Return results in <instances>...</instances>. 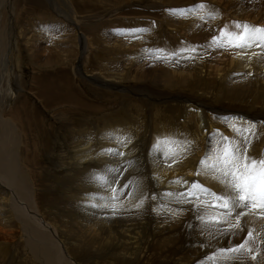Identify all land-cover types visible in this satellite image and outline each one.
Segmentation results:
<instances>
[{
	"label": "rangeland",
	"instance_id": "rangeland-1",
	"mask_svg": "<svg viewBox=\"0 0 264 264\" xmlns=\"http://www.w3.org/2000/svg\"><path fill=\"white\" fill-rule=\"evenodd\" d=\"M14 1H20L21 3H18L17 6H14L12 3L9 4L5 2L4 5L6 7L10 6L11 9L18 8L17 18L13 17L15 16V14L11 11L10 8L6 10L1 9L2 12L0 13V37L3 38L5 36L3 38L4 40L1 44V50H0L1 51L0 52V65L1 67H5V69L3 68L0 70L6 71V69L10 67L8 71V74H9L8 76H9V80L11 84L10 86L11 87L13 86L12 89L15 93L9 96L12 99L11 104L9 103V105H13L14 103L13 101L15 100V98L17 97V95L23 88L22 82H24L26 88H23L22 98L25 97L24 98L25 100H28L26 99L27 97L30 98L29 103L33 104L32 106L36 108L41 118V121H42V125H40L39 123V126H37L36 128L37 131H40V136L37 138V140L32 139V141L28 142L29 143L27 147L28 153H26L28 159H27V162L23 165L28 167V169L30 168L34 172L35 178L39 180V182L35 181V187L38 192L37 202L39 205V209L47 213L48 215L46 219L52 222L53 224H55L59 228V233L61 235H64L62 241L64 240L66 241L67 239L69 244L70 243L74 244V248L72 249L73 250L72 252H67L64 248L63 249L65 250V252L60 248H58V252L63 256L67 264H71L72 261L67 259L66 254L71 255L72 257H74V259H77L79 257V263L85 264L87 262L86 259L94 258L99 255L102 256V254L106 252V249H103V248H101V250L99 251L100 249L99 244H98L99 246L98 245L97 246L95 245V247L93 246L95 241L99 240L97 236H96L97 238H95V231H97V229H94V228H97V226L95 227L93 226L95 223L96 224L100 223L99 222L100 218H96L94 221L91 222L88 216L85 214V211H83L84 210L83 206L81 205L72 206V201H70L71 203H68V200L64 196L61 195L62 193L60 191L58 192V190L54 187L55 185L54 183L56 182V180H54V173L61 168H67V165L69 166V168H71L73 164H76L78 162V159L71 158L69 157V153H65V156H66L65 161L63 163H59L55 167L54 165L55 161L52 160L54 159V156H53V153L51 152L53 150H50V147L48 145L53 144L56 146L58 144L59 147L61 145L63 146L67 144L75 145L80 140V138L78 137V132L80 130H86L88 132L89 140L94 139V137L96 138V136L93 134H96V131H97L95 128L97 129L100 128L101 132H103L106 128L110 127L108 123L113 121L114 126H112V128H114L115 130L114 132L116 134L117 140L120 136V132L125 133V130L128 128L127 130L129 131L132 130V131L131 132L127 131L128 136L127 134H124L126 135L125 137H129L130 135L129 133L138 134L137 136L136 135L134 136V134L130 135L131 137L134 136L132 139L134 141V144H139L138 146L140 149L148 150V147H149L148 143L152 139L151 132H153V128L155 127L156 122L160 120V118H164V119L158 122H163V124L165 125L168 124V122L166 123L165 120L169 118L173 120L170 123H173V124L178 123L179 128L175 127L174 131L178 130L177 133H181L180 131V127H181L180 121L181 120L180 119H182V117L181 115L180 117L178 116L180 112V109H179L180 107L181 108L184 107L185 109L190 110V112L193 111L194 108L198 109V111L196 109L194 112H196L198 116L197 121H198V125H201L200 128H203V126L206 125V122H203L204 119L202 118L204 115V109H203L204 106H205V109H207L208 114H213L211 109H213V107L216 106L217 104H220L221 102H222L221 104H223L224 102V105H226L225 104L226 101L224 100H227V101L229 100L227 103H232L234 106H243L246 108H249V107L253 108L254 106H258L259 108L262 107L261 101L263 99L259 98L258 101L255 102L256 103L255 104L252 97L256 96V93L253 92V90L251 89H250L251 91H247L246 89L248 88L247 87L245 88V82H241L240 83L241 86L239 85V83L232 84L233 79H230V78L233 76L230 73L231 72L229 68L230 61H228V58L230 60V57L234 56V52L236 49L228 47V46L218 47V46L212 45L211 41H212L213 36L219 35V29L223 28L226 24L232 25V22L234 21H237V22L243 21L241 17L237 16L239 14L244 15L246 12H249L253 16L256 15L257 18L255 21H257V19L261 16V14L264 13V0H209L210 2L209 5L206 4V1L204 0H199L200 2L198 0H171L172 2L170 1L166 2L164 0L163 1L162 0H153V1L152 0H81L80 3H79V0H66L71 4V6L72 4L74 5L73 8L75 9V11L72 10L71 6H69V4L66 1L61 0L62 1L61 2L60 0H55V1L53 0L54 5L58 4L56 7L57 8L59 7V9H61L62 6L63 8H65L64 5L66 4L70 7L69 10L71 11L72 14L70 16L69 14L65 16L67 18H64L63 22H62V18H60L59 20V17H57L58 15L54 14L53 9L50 7L52 0H14ZM2 3H3V0L0 1V8L2 6ZM203 3L208 6V8L205 11L195 9L194 11L188 13L182 19L178 17L177 15L174 16L170 14L168 11H166L167 9H190V8H194V6L196 5L203 4ZM223 8L226 9L227 11H232V13H235L236 16L235 14L234 16L236 18L229 17L230 15L228 16L227 11L224 10ZM206 11H215V13L218 11L219 13H216V19L214 20L207 19V20L202 21L200 19V16L205 15ZM30 13L34 15H30ZM36 13L39 16L37 15V17H35ZM48 14L52 16L54 14L53 17L55 19L53 18L52 20L49 21ZM227 17H229L228 18L229 21H227L228 20ZM176 19H177V23L174 27L178 26L176 28H179V29H177L176 33H174L175 31L174 28L168 27L169 26L168 24H174V22H176L175 21ZM170 20L172 21L174 20V22L172 21L170 22ZM30 22L34 23L33 27L27 26V23H30ZM60 22H62L63 24ZM261 23L262 25H264V22H261ZM11 25L16 26V27L14 26L15 34L13 33L14 36L12 35V37L14 38V39L12 38V40L14 41L11 40L12 43H9L7 46H5L7 40L10 37L9 35L10 31L8 29L10 28ZM34 26H36L35 32L37 31V29H40V28L47 30L49 37L50 38L54 37V44L57 46L56 49L58 50L54 48L55 49L54 50L55 53H54V51H52L53 50L52 45L47 43L45 39L40 38L38 36V33H29L27 36L29 37V44L33 51L30 54H32V57H34L33 59L31 57V59L33 60L32 61L30 59L29 52L25 51L23 44H21V40L19 39L17 33L19 32L20 27L21 29L23 27V29L22 30L20 29V31H27L28 29H30L28 30V32H30L31 30H34ZM65 28H67L69 31H64ZM15 30H17L18 32H15ZM59 33L63 35L60 36ZM81 35H82V38H81ZM83 35L85 38H83ZM159 35L163 38H161ZM6 36L8 37V39ZM90 36H93L92 37V39L94 38L93 41L90 38ZM34 38H35V41H34ZM37 38L38 39L40 38V39L37 40ZM84 39H86V41ZM43 40L46 43H44ZM70 40L71 41L73 40V42H71ZM34 44H35V49H33ZM76 44L78 45V47ZM163 44L166 47L165 46L163 47ZM188 45L189 47H187ZM44 47H46L45 48L46 50L44 49ZM11 48H13L14 52L11 50ZM48 48L50 49L48 50ZM59 48H62L65 51L61 52ZM184 48L189 53L184 52L185 50ZM84 49L86 50L84 51ZM94 49L96 53L93 52ZM189 49L194 50V51H192L191 53ZM231 49L233 50L231 51ZM87 50H88V53H86ZM35 51H38V52H35ZM49 51L53 52L52 53L53 57L56 56L55 58H53V59H56V63H53L52 67H44L43 65L38 66L42 64L45 59L48 58ZM136 51H138V53ZM181 51L183 53H181ZM10 52H12V55L10 54ZM34 52L35 54H37L38 58L34 55ZM132 52L133 53L136 52V53L133 54ZM58 54L63 55V56H59ZM143 55L144 56L146 55V56L144 57ZM129 56H130V59L132 58L131 61L128 58ZM35 57L37 58V60ZM140 57H141V60H139ZM155 57H158V58H155ZM180 57L183 58V59L181 58L182 62H180L181 60ZM194 58H196L199 64L201 63L202 65L201 64L199 65L197 60ZM7 59H9V61L7 63H4L6 62ZM62 59H65V61H63ZM136 59H138L139 61ZM200 59L204 60L205 63L201 61ZM61 60L63 61V63ZM195 60L197 63H195ZM31 61L34 63L37 61V66H33L31 64L32 63ZM86 61H88V63ZM136 61L139 62L140 64L137 63ZM141 61L143 64L141 63ZM224 62H225V65H224ZM221 64L222 66H220ZM137 66H139L138 67L139 70H136ZM13 67L15 69H13ZM144 67L145 69H143ZM200 67H203V69ZM210 67H215L214 69L219 68V71L214 70V69L210 71L209 69ZM220 69H222L224 72ZM171 70L172 72H170ZM37 71L39 72V74L41 72H42L41 74H46V73L50 74L49 78L51 79L49 81V84L52 87L61 85L60 88H57L56 90L57 93H64L66 91L70 92L71 96L73 97H70L71 100L67 99L69 103L64 98H63L64 99L63 102H61L62 99L56 102L51 101L50 103H48L49 108L51 110L48 111L42 107L43 104L41 105V103L38 102L37 98L35 99L36 96L31 97L29 95L31 93L28 91L29 84L31 83L30 82L31 77L33 78L35 76L34 72L37 73ZM210 72L212 73L210 74ZM251 73L249 72L248 74H250L251 76ZM224 76H227V77H224ZM226 78H227V81H226ZM214 80H216L217 82ZM18 81L21 82V84L19 83V86L17 84ZM226 84H228L229 86L227 85L226 87ZM219 85L223 88L221 87L219 88L218 87ZM14 86L16 87L17 90L19 88V90L17 91ZM219 89L220 91H218ZM204 92H208V93H204ZM214 95L215 96L217 95L218 97L216 96L215 98ZM235 98L238 100L235 101L234 100ZM185 100H187V102H184ZM189 104L191 107H187ZM94 105H96L95 108H93ZM206 106L208 108H206ZM254 108L252 110H254ZM54 109L57 111H55ZM121 111L124 113L122 114L125 115L124 119H121L119 117V113ZM52 112L54 116L52 115ZM64 120L66 122H63ZM19 123H20L19 121L18 122L11 121L9 124L12 125L13 127L15 126L17 135H19L18 138L21 144H23L22 149L20 148V152L24 153L26 145H27L25 141H27L28 136H26L23 127H21ZM64 127L69 129V131L65 129ZM84 127H86V129ZM138 127H139V130L137 129ZM109 129L113 131L111 128ZM48 130H50V132L53 133L52 135L50 134L48 135L49 138L46 137V133L48 132ZM73 131H76V135H75V132ZM18 132L20 134H18ZM64 132H65V135L63 134ZM70 133L73 134L72 137L73 138L75 137V140L71 138ZM177 133L174 132V134L176 135ZM205 135L206 133L204 134V137L201 136L202 139H200L196 144H194V146L190 145V148L188 149L187 157H189L188 160L193 166L196 164L198 160L194 156V153H204V151H206L204 148L205 143H203L207 141V137ZM9 136H10V133H9ZM179 137H181V134L180 136L179 134L177 135L176 137L177 140ZM129 138L127 139L128 141H129ZM57 139L60 141H58ZM62 139H64V141H67V143L66 142L63 143ZM259 139L260 138H258L256 141L258 144V145H255L256 150H259V148L262 149L264 145V141H262V139H260L259 141ZM70 140L72 142H70ZM220 140L222 141V139ZM178 141L182 142L180 138ZM90 142L94 143L92 141ZM32 143L33 145L29 146ZM259 143L260 144L262 143V144L260 145ZM55 146H53L55 148L53 152L56 155L62 156L63 155L62 153H64L63 151L64 149L62 147H60L61 149L60 148L58 149ZM196 147L197 149H195ZM107 148L108 146L105 148L103 146L100 147V149H103L101 151H104V149L106 150ZM113 150H116V149H113ZM143 150L141 151L143 152ZM248 151L249 150H247V153H249ZM105 152L106 151L103 152L104 154L99 153V155L98 153H93V155L102 156V155H105ZM21 153L17 154L18 158L21 157ZM257 153L255 157L259 158L260 155ZM39 154L41 156L40 159H39ZM106 156L108 159H110V157L113 156L111 157L110 161H116L119 158L118 154L109 155L107 152H106L105 158ZM106 163L107 161H103L101 159L95 158L89 164V166L86 167V174L92 178L93 166L95 164H98V168L101 173L100 176L106 175L111 179V181L120 175L121 177H124L126 175L127 173L126 170H118L115 172H109V169H115V170L117 169L115 168V166L113 165L108 166L107 165L108 163L107 164ZM49 168L52 169L53 171L48 172ZM140 169L141 167L139 168V170ZM32 171H31V174H33ZM81 172H82V169H77L72 173V176L78 180V184L69 185V187L66 188L65 194L68 196L70 194L76 193L77 192L76 190L87 189L88 190L87 196H93V197L97 196V197H101L102 199L104 198L105 200V196H106V194L104 193L105 186L96 184L95 182H93L92 179L86 182L83 187L79 185V177H80ZM31 181L33 183V177H31ZM37 184H39L40 186ZM43 185H46V186H43ZM32 189H34L33 186H32ZM40 193L44 195H41ZM81 208L83 210H80ZM108 212L109 214H111V216H114V214H116V211L113 212L112 210H109ZM78 214H81V215L78 216ZM70 216H73V218ZM77 216H78V219L82 217L79 220L80 222L82 221L81 223H78L79 222L78 219L75 218ZM71 219H74V222ZM85 219H88V220L86 221ZM82 223L84 224L82 225ZM85 223L88 225H85ZM84 226L86 228L88 227L87 230L86 228H84ZM82 227L84 229H82ZM5 229L10 230L8 228H5ZM17 229L18 228H15L13 234L10 236L11 243L8 244V249H10L9 250L10 257H12L15 264H19V262L25 263V264H40L34 261L27 254L24 248V242H25L24 235L25 234L23 232L21 233L19 229L18 230ZM63 229H64V232L61 231ZM200 231H201V233L199 234L200 238L206 236L205 230H200ZM74 233H77V234H74ZM195 234L196 233L193 232L191 233L190 236L193 237L195 236ZM80 235H82L81 238H79ZM76 239H77V242L75 241ZM161 242L162 241L157 242L156 245H154L153 249L148 251V254H151L149 256H151L153 263H155L156 261L154 256L159 260H162V261L164 260L165 264H177V262H174V263L172 262L174 260H181L182 263L187 261V263L185 262L186 264H191V261L193 262L195 260L201 261L203 259L202 251L201 253L199 252L196 254H195L194 249L190 250L189 248H187L186 250L181 251L180 246L176 244L175 241H173V243L168 242L166 244L163 242L161 243ZM77 245L80 247H78ZM105 245L108 246V249L112 250L110 244L108 245L105 244ZM57 246L59 247L58 244ZM84 247H86V249L88 248V250H86ZM94 249H96L97 251ZM192 250L194 251L191 252ZM13 251L15 252V254ZM11 253L14 254V257L13 255H11ZM173 254L174 255L176 254L179 256H176V255L174 256ZM119 257L120 259L119 258L118 259L122 260L123 258L122 255H119ZM89 260H88V264H95V260H92V259L90 261ZM130 260L131 259H128L127 261L123 260L121 262H124L123 264H130L133 261V259L132 261ZM168 260H169V263H166L168 262ZM208 261L209 260H207L206 262H203L202 264H212V263H209L210 261L209 262ZM222 261H224V259L221 261H218L216 264H222L221 263ZM103 262H100L98 264H110V262H105V261ZM193 262L192 264H195L197 261H195V263ZM131 264H135L134 261ZM149 264L151 263L149 262Z\"/></svg>",
	"mask_w": 264,
	"mask_h": 264
},
{
	"label": "bare ground",
	"instance_id": "bare-ground-1",
	"mask_svg": "<svg viewBox=\"0 0 264 264\" xmlns=\"http://www.w3.org/2000/svg\"><path fill=\"white\" fill-rule=\"evenodd\" d=\"M54 1L52 0L50 7L53 9L54 14L58 15L57 17H59V20H60V18H62V22H63V19L67 18L65 16H67L68 14L70 16L72 14L71 11L69 10V8H70L69 6H71V4L68 1L64 0L69 4V6L66 4V5H64L65 8H63V6H62L63 9L62 8L59 9V7L58 8L56 7L58 4L54 5V3H53ZM164 1L172 2L171 0H164ZM204 1H206V4H208V5L210 4L209 0H204ZM5 2H7L9 4L12 3L14 6H17L18 3H21L20 1H14V0H5L4 1L3 0L2 6L0 8V13L2 12L1 9H3V10H6L8 8L11 9L10 6L6 7L4 5ZM66 2H64V3H66ZM80 2H81V0H79V3ZM173 5H175V4H173ZM212 5H213V3H212ZM73 7H74V5L72 4L71 8L73 11H75V9ZM214 8H216V7H214ZM17 9L18 8H15V9L12 8L11 9V11L15 14V16H13V17H16V18H17V13H18ZM224 10H226V9H224ZM197 12H195V13H197ZM234 12H236V11H234ZM216 13H219V12L217 11ZM248 13L249 12H246L244 15L239 14L237 16L241 17V19L243 20V21H241L242 23H247L250 25L259 26L261 28H264V25H262V23H261V22H264V13L261 14V16L257 19V21H255L257 18L256 15L253 16L252 14H250V13L248 14ZM54 14H53V16H54ZM227 14H228V16L230 15L229 17H235L236 16V14L232 13V11H227ZM234 14H235V16H234ZM27 15H29V14H27ZM30 15H34V14L30 13ZM37 15L38 14L36 13L35 17H37ZM53 16L48 14V20L49 21L52 20L54 18ZM229 17H227V19ZM171 21L172 20H170V22ZM175 21L176 22H174V20L172 21V22H174V24H168L169 23V21H168L167 24L169 26L166 25L170 28H174V30H175L174 33H176L177 29H179V28H176L178 26L174 27L177 23V19ZM227 21H229V19ZM14 22H16V21H14ZM62 22H60V23H62ZM67 22H68V20H67ZM33 24H34L33 22H30V23H27V26L33 27ZM54 24H52V25H54ZM56 24H58V23H56ZM68 24H69V22H68ZM65 25H66V23H65ZM1 26H2V24H1ZM14 26L11 25L10 28L8 29L10 31V34H9L10 37L8 39V37L6 36L8 40H7L5 46H7L9 43H12L11 40L13 38L12 35L14 33ZM229 26H231V25L229 24ZM35 27L36 26H34V30H31L30 32H28V30H30V29H28L27 31H20L21 27L19 28V32L17 30H15V32H18L17 33L18 37L21 40V44H23L25 51L29 52L30 59L32 57V54H30V53H32L33 51H32L31 46L29 44V37L27 36L29 33H38V36L40 38L45 39L47 41V43L52 45V49H53V50L51 49L52 51H54L57 48V46L54 44V37L50 38L48 33H47V30L40 28V29H37V31L35 32ZM53 27H51V28H53ZM22 29H23V27H22ZM60 29H62V28H60ZM54 30H56V29H54ZM9 31H7V32H9ZM64 31H69V30L67 28H65ZM61 33H63V32H61ZM59 35L62 36L63 34L61 35L59 33ZM92 37L93 36H90L91 39H92ZM3 38L0 37V50H1V44L4 40ZM81 38H82V35H81ZM83 38H85L84 35H83ZM86 38H87V36H86ZM97 38H95V39H97ZM161 38H163V37H161ZM39 39L37 38V40H39ZM88 39H89V37H88ZM93 39H92V41H93ZM59 40H61V39H59ZM84 40L86 41V39H84ZM12 41H14V40H12ZM34 41H35V38H34ZM71 42H73V40ZM179 42H180V40H179ZM14 43H16V42H14ZM44 43H46V42L44 41ZM163 43H165V42H163ZM92 44H93V42H92ZM152 44H154V43H152ZM164 46L165 45L163 44V47ZM15 47H16V45H15ZM77 47H78V45H77ZM187 47H189V45ZM45 48L46 47H44V49ZM68 48H70V47H68ZM177 48H179V47H177ZM33 49H35V44L33 45ZM49 49L50 48H48V50ZM75 49H76V47H75ZM97 49H99V48H97ZM11 50L13 51V48H11ZM56 50H58V49H56ZM59 50L61 52L65 51L62 48H59ZM82 50H83V48H82ZM85 50L86 49H84V51ZM176 50H178V49H176ZM232 50L233 49H231V51ZM190 51L192 53V51H194V50H190ZM35 52H38V51H35ZM35 52H34V55L37 57V54H35ZM49 52H48V54H49L48 58L45 59L43 61V63L38 65V66L43 65L44 67H52L53 63H56V59H53L56 56L54 55L55 57H53L52 56L53 52H51V51H49ZM93 52H95V49ZM136 52L138 53V51H136ZM136 52H134V53L132 52V53L135 54ZM167 52H169V51H167ZM184 52H187V50L185 49ZM54 53H55V51H54ZM86 53H88V50ZM132 53H131V55H132ZM181 53H183V52L181 51ZM187 53H189V52H187ZM10 54L12 55V52H10ZM59 56H63V55H59ZM201 56H203V55H201ZM134 57H136V56H134ZM193 57H194V55H193ZM33 58L34 57H32V59ZM37 58H36V60H37ZM128 58L130 59V56ZM138 58H139V56H138ZM155 58H158V57H155ZM155 58H153V59H155ZM181 58L182 57H180V59ZM197 58H199V57H197ZM11 59H12V57H11ZM131 59H130V61H131ZM182 59L180 60V62H182ZM194 59H196V58H194ZM62 60L65 61V59H62ZM136 60H138V59H136ZM139 60H141V57ZM190 60H192V59H190ZM196 60H195V63L198 62V60H197V62H196ZM8 61H9V59H7L6 62H4V63H7ZM63 61H62V63H63ZM123 61H125V60H123ZM168 61H170V60H168ZM201 61L204 62V60H201ZM228 61H230V67L229 68L231 71L230 73L233 76L230 78V79H233L232 84L239 83V85H240L241 82H245V88L247 87L249 89V90L248 89H246V90L247 91L253 90V92L256 93V96L252 97L254 103L257 102L259 98L263 99L261 101L262 107L259 108L258 106H254L256 104L255 103L253 105L255 108L253 107L254 110H252L253 109L252 107L246 108L243 106H234L232 103H227L229 100L228 101L224 100V101H226V103H225L226 105H224V102H223V104H221L222 103L221 102L220 104H217L216 106H214L213 109H211L213 114H208L207 109H205V106H204V108H203L204 109V115L202 118L204 119L203 122H206V125H204L203 128H200L201 125H198V121H197L198 116H197L196 112H194L197 108L196 109L194 108V110L190 112V110H187L184 107L183 108L180 107L179 108L180 112H179L178 116L180 117V115H181V117H182V119H180L181 120L180 121L181 122V127H180L181 133H177L178 130L174 131L175 127L179 128L178 123H176V124L170 123L173 120L169 118V119L165 120L166 123L168 122V124L165 125V124H163V122H158V121L164 119V118H160V120H158L156 122V125L153 128V132H151L152 139L148 143V145H149L148 150L140 149L138 146L139 144H134V141L132 139L135 135L136 136L138 135L135 133H129L130 135L134 134L133 137H131L129 135V137L131 139L129 137H127V139L129 138V141L126 140L127 142L126 141L118 142V140L116 139V134L114 132L115 130H114V128H112V126H114L113 121L108 123V125L110 126L109 128H111L113 131H111L109 128H106L103 132H101L100 128H98V129L95 128L97 131L95 130L96 134H93V135H95L96 138L94 137V139H91V140H89L88 132L86 130H80L78 132V137L80 138V140L79 141L77 140L78 141L77 144H75V145L74 144H71V145L67 144V145H63V146L61 145L60 146L64 149L63 150L64 153H62L63 154L62 156L56 155L53 152L55 150V148L53 146H55V145H53V144L48 145L50 147V150H53L51 152L53 153V156H54V159H52V160L55 161V163H54L55 167L59 163H63L65 161V159H66L65 153H69V157H71V158L78 159V162L76 164H73L71 168H69V166L67 165V168H61L54 173V180H56V182L54 183L55 184L54 187L58 190V192L60 191L62 193L61 195L64 196L68 200V203H71L70 201H72V206H76V205L83 206L84 210L82 208L80 210L85 211V214L88 216V218L91 222L94 221L96 218H100L99 222L102 223V224H100V223L96 224L95 223L93 226V227L97 226V228H94V229H97V231H95V238L98 237V239H99L98 241H95L93 246L95 247V245L97 246L99 244L100 245L99 251L101 250V248H103V249H106V252H104V254H102V256L99 255V256L94 257V258L86 259L87 264H88L89 259L95 260V264H98V263L103 262V261L110 262V264H123L124 262H121V261H123V260L127 261L128 259H131L130 261H132V259H133L135 264H149V262L151 264H163L164 260L163 261L159 260L155 256H154V258L156 261H155V263H153L151 256H149L151 254H148V251L153 249L154 245H156V243L159 241H162L165 244L168 242L173 243V241H175L176 244H178L180 246L181 251L186 250L187 248H189L190 250L194 249L195 254L199 253V252L201 253V251H202L203 257L201 255L200 256L203 259L201 261L195 260V261H197L196 263H195V261L194 262L191 261V264H192V262L195 264H202L203 262H206L208 260L206 258L209 257L212 253H214L218 248H222V247L227 248V247L232 246L233 244L240 243L242 238L247 236L249 229L254 230L253 231V240L250 241V247L253 250L252 253H249L246 250H242L240 253H231V254H223V255L217 254L213 260H211L210 262L208 261V262L212 263V264H216L218 261H221L224 259V261L221 262L222 264H264V217L257 215V213L253 210H248L247 214H245L244 216L241 217V225H242V229H243L242 231L240 229H233L231 232H229L226 235H216V234L209 235L208 231L205 230L206 236L200 238V235H199L201 233L200 230H204V228H203L201 221L198 220V218H197L198 210L196 207V202L195 201L185 202L183 199H181L177 196H165L164 195V193L184 192L190 186L191 182H199L205 188H208L213 192L227 194L228 190L225 188V186L217 178L214 177V175L211 172L201 171L199 175L196 174L197 169L200 167L199 162H200L201 158L205 156L206 151H208L210 149H214L217 145L222 143V141L220 140V139H222V136L223 137H229L233 140L234 143H239L240 146L247 148V150H249L248 151L249 156L255 157L256 153L258 152L257 154H259L260 157H264V145H263L262 149L259 148V150H256V148H255V145H258L256 142L258 138H260V139H262V141H264V48L253 46V47L246 49V50H243V51L240 49H236L234 52V56H231L230 60L228 58ZM86 62L88 63V61H86ZM137 63H139V62H137ZM141 63H142V61H141ZM144 63H146V62H144ZM31 64L33 66H37V61L35 63L32 62ZM198 64H199V62H198ZM216 64H218V63H216ZM224 65H225V62H224ZM132 66H133V64H132ZM220 66H222V64ZM138 67L139 66H137L136 70H139ZM225 67H227V66H225ZM3 68L5 69V67H1V65H0V69H3ZM9 68L10 67H8V69H6V71L0 70V263L1 264H15L12 257H10V252H9L10 249H8V244L11 243V239H10L11 237L10 236L13 234L15 228H18L21 233L23 232L25 234L24 235V241H25L24 242V248H25L27 254L34 261H36L37 263H40V264H67V262L64 260L63 256L58 252V248L62 249L64 252H65V250L67 252H72L73 251L72 249L74 248V244H72V243L69 244L67 239H66V241L65 240L62 241L64 235H61L59 233V228L55 224H53L52 222H50L49 220L46 219V217L48 215L47 213H45L39 209V205L37 202L38 201V198H37L38 192H37V189L35 187V181L39 182V180L37 178H35L34 172L30 168L28 169V167L23 165L27 162V159H28L27 154H26V153H28L27 152V147L29 144L28 142L32 141V139L37 140V138L40 136V131H37L36 128H37V126H39V123H40V125H42V121H41V118H40L36 108L34 106H32L33 104L29 103L30 98L27 97L26 99H28V100H25L24 99L25 97L22 98L23 88H26L24 82H22L23 88L19 92V94L17 95L15 100L13 101L14 102L13 105H9V103L11 104V101H12V99L9 96H11L12 94L15 93L12 89L13 86L12 87L10 86L11 84H10V80H9V76H8L9 75L8 74ZM131 68H133V67H131ZM200 68L203 69V67H200ZM214 68L215 67H210L209 69L211 71ZM13 69H15V68L13 67ZM143 69H145V67ZM222 69H220V70H222ZM177 70H179V69H177ZM214 70L219 71V68H216ZM170 72H172V70ZM249 72L250 73L252 72L251 76H250V74H248ZM34 73H35L34 74L35 76L33 78L31 77V81H30L31 83L29 84L28 91L31 93L29 95L31 97L36 96L35 99L37 98L38 102L41 103V105L43 104L42 107L44 109H46L48 111L51 110L49 108V104H48L51 101L56 102V101H60L62 99L61 102H63L64 99H66V101H67V99L71 100L70 97H73V96H71L70 92H68V91H66L64 93H57L56 92L57 88H60L61 85L60 86L57 85L56 87H52L49 84V81L51 79V78H49L50 74H47V73L41 74L42 72L39 74L38 71H37L38 75L36 72H34ZM55 73H57V72H55ZM211 73L212 72H210V74ZM217 73H215V74H217ZM220 74H218V75H220ZM15 77H17V76H15ZM224 77H227V76H224ZM19 81L17 82L18 86H19V83L21 84V82H19ZM214 81H216V80H214ZM226 81H227V78H226ZM232 84H230V85H232ZM227 85L228 84H226V87H227ZM16 87H17V85H16ZM16 87H15V89H16ZM218 87L220 88L221 86L219 85ZM242 87H243V85H242ZM221 88H223V87H221ZM18 90H19V88H18ZM218 91H220V89ZM208 92H204V93H208ZM233 93H234V91H233ZM213 94H215V93H213ZM218 94H219V92H218ZM216 96H215V98H216ZM234 100L236 101L238 99L235 98ZM205 101H207V100H205ZM232 101H233V99H232ZM184 102H187V100H185ZM203 105H205V104H203ZM95 107H96V105H94L93 108H95ZM187 107H191L190 104ZM206 108H208V107L206 106ZM126 109H128V108H126ZM177 110H178V108H177ZM55 111H57V110H55ZM63 111H64V109H63ZM197 111H198V109H197ZM122 113H123L122 111L119 113V117L121 119H124L125 115H123L124 113L123 114ZM182 113H183V115H182ZM61 114H63V113H61ZM52 115H53V112H52ZM11 121H14V122L19 121L20 122L19 124L21 125V127H23L26 136H28L27 141H25L27 145H26L24 153L20 152V148L22 149L23 144H21V142L18 138L19 135H17V132L15 130L16 129L15 126L13 127L12 125L9 124ZM63 122H66V121L64 120ZM132 126H133V124H132ZM233 126H242L244 129L250 128L251 135H248L247 133L244 134V135H247V141H248L247 143L244 142L242 136L237 135L236 133L233 132V130H232ZM84 128L86 129V127H84ZM65 129H67V128H65ZM127 129L125 130V133L120 132L119 138H124L126 136L124 134H127V131H129ZM137 129L139 130V127ZM67 130L69 131V129H67ZM95 131H94V133H95ZM131 131H129V132H131ZM73 132H75V135H76V131H73ZM73 132H71V133H73ZM174 132L177 133V135L179 134V136L181 134V137H179V138H180V140H182V142L184 141L183 142V150L179 151L178 155L175 157V159H176L175 163H173V157H172L171 153L166 152L163 148H161V150L157 151L153 147V145L156 143L158 137L159 138L170 137V138L177 140V138H176L177 135L174 134ZM9 133H10V136L12 138L9 136ZM205 133H206L205 136L207 137V141H205L203 143H205L204 148L206 151H204V153H194V156L198 160H197L196 164L193 166L190 163V161L188 160L189 157H187L188 149L190 148V145L194 146V144H196L200 139H202L201 136L204 137ZM18 134H20V133L18 132ZM49 134L52 135L53 133L50 132V130H48V132L46 133V137H48ZM63 134L65 135V132ZM72 135L73 134H71V138H73ZM174 135H176V136H174ZM127 136H128V134H127ZM179 138H178V140H179ZM73 139L75 140V137ZM260 139H259V141H260ZM60 140H58V141H60ZM62 140H63V143L64 142L67 143V141H64V139H62ZM131 140H132V142H131ZM90 141H92L94 143H91ZM70 142H72V141L70 140ZM104 142H105V144H104ZM33 143L30 144L29 146H32ZM101 146H103L104 148L108 146L107 149H112V148L116 149L117 152L123 153V155L122 156L118 155L119 158L116 161H110L111 157H113V156H111L110 159H108L107 158L108 155H107L105 158L106 152H105V155H102L103 157L98 156L99 153L104 154L103 152L105 151V149H104V151H101V150H103V149H100ZM55 147H57L58 149L60 148L58 146V144ZM195 149H197V147ZM141 150H143V152ZM91 151H93V152H91ZM144 152L147 154H145ZM18 153H21L20 158L17 157ZM60 153H58V154H60ZM93 153H98V155H93ZM139 153H141V154H139ZM40 158H41V156L39 154V159ZM95 158L101 159L103 161H107L108 164L107 163L106 164L108 166L113 165V166H115V168L117 170H126L127 171L126 175L124 177H121V175H120L117 178H114L112 180L110 187L109 186L104 187V193L106 194L105 200H104V198L102 199L101 197H97V196H95V197L87 196L88 195L87 189L76 190L77 191L76 193H73V194H70L67 196L65 194L66 188H68L69 185H71V184L72 185L78 184V180L72 176V173L77 169H82V172H81L80 177H79V185L81 187H83L84 184L86 182L90 181L91 179L96 184L101 185V183L95 179L97 176H100V174H101L99 171V168H98V164H95L93 166L92 178L86 174V167L89 166V164ZM112 160H114V159H112ZM129 162H131V163H129ZM140 167H141V169L139 170ZM30 170L33 172V174H31ZM50 171H53V170L49 168L48 172H50ZM31 177H33V183L31 181ZM177 179H180L181 181L188 182V183H174V181H176ZM125 184L130 185L128 188V194L122 195L121 192L123 191ZM37 185H39V184H37ZM32 186L34 187V189H32ZM43 186H46V185H43ZM116 187H119L121 189V191H117L115 193V195L117 197H119V199H118L117 204H116V208H117L116 214H114V216H111V214H109V212H108L109 210H111L110 201H111V198L113 196V192L111 191V188H116ZM41 195H44V194H41ZM81 199H83V200H81ZM141 201H143L142 204L140 203ZM138 204H140L139 207H137ZM80 210H78V211H80ZM199 211L201 214H204V208L203 207H201L199 209ZM237 211H240V209H238ZM66 212H68V211H66ZM61 214H63V213H61ZM66 214H68V213H66ZM79 215H81V214H78V216ZM78 216L75 218L78 219ZM70 217L73 218V216H70ZM80 219H78V221ZM83 219H84V217H83ZM71 220H73V222H74V219H71ZM85 220L87 221L88 219H85ZM66 222H67V220H66ZM81 222L79 221L78 223H81ZM232 222H233V224H235V219H233ZM78 223H76V224H78ZM83 224L84 223H82V225ZM85 225H88V224L85 223ZM5 228H8L10 230H7ZM84 228H86V227L84 226ZM84 228L82 227V229H84ZM87 228H86V230H87ZM61 231L64 232V229ZM70 231H72V230H70ZM193 232H195L196 234H195V236L191 237L190 235ZM81 233H82V231H81ZM74 234H77V233H74ZM198 235H199V237H198ZM76 236H78V235H76ZM81 236L82 235H80L79 238H81ZM72 237H71V239H72ZM186 238H187V240H186ZM75 241L77 242V239ZM75 241H73V242H75ZM93 242H94V240H93ZM57 244L59 245V247L57 246ZM105 244H107V245L110 244L112 250L108 249V246H106ZM110 246H109V248H110ZM78 247H80V246H78ZM84 248L86 249V247H84ZM96 249H94V250H96ZM86 250H88V248ZM194 250H192L191 252H193ZM14 254H15V252H14ZM14 254L11 253V255H13V257H14ZM119 255H122V257H123L122 260H119L120 259ZM253 255H255V259L252 258ZM176 256H179V255H176ZM66 257L68 260L72 261L71 264H82V263H79V257L77 259H74V257H72L71 255H68V254H66ZM32 259H31V261H32ZM133 261L131 263H133ZM172 262L173 263L177 262V264H186L187 263V261H185L186 263L184 261H183L184 263H182L181 260H174ZM166 263H169V260ZM19 264H25V263L19 262Z\"/></svg>",
	"mask_w": 264,
	"mask_h": 264
},
{
	"label": "snow or ice",
	"instance_id": "snow-or-ice-1",
	"mask_svg": "<svg viewBox=\"0 0 264 264\" xmlns=\"http://www.w3.org/2000/svg\"><path fill=\"white\" fill-rule=\"evenodd\" d=\"M208 8L205 4H199L190 9H167L170 14L184 18L188 13L199 9L204 11ZM214 11H206L205 15H201L200 19H215ZM212 45L228 46L240 50H246L253 46L264 48V28L234 21L232 25H225L219 29V35L213 36ZM174 55V53H173ZM232 130L237 135L242 136L247 143V133L251 135V130L244 129L242 126H233ZM127 137L118 138V142L126 141ZM154 149L159 151L163 148L166 152L171 153L173 163L176 162L175 157L179 151L183 150L182 142L170 137L157 138L153 145ZM109 155L123 153L116 152L113 149L105 150ZM131 163V162H129ZM200 167L196 174L201 171L211 172L228 190L225 193H216L205 188L199 182H191L190 186L180 193H164L165 196H177L185 202H196L198 210L197 218L201 221L204 230L209 235H226L233 229H242L241 217L247 214L248 210H253L257 215L264 217V157L256 158L249 156L247 148L234 143L229 137H222V143L214 149L206 151L204 157L200 160ZM118 170L109 169V172ZM102 186H111V179L108 176H97L95 178ZM174 183H188L177 179ZM129 184H125L121 194H128ZM113 196L110 201V207L113 212L117 210L116 204L119 199L115 195L117 191H121L119 187L111 188ZM141 204L143 201L140 202ZM140 204L137 205L139 207ZM204 208V214L199 209ZM240 209V211H237ZM235 219V224H233ZM253 229L248 230L247 236L243 237L241 242L233 244L227 248H218L212 253L208 259L213 260L217 254L240 253L246 250L252 253L250 241L253 240ZM255 259V255L252 256Z\"/></svg>",
	"mask_w": 264,
	"mask_h": 264
}]
</instances>
